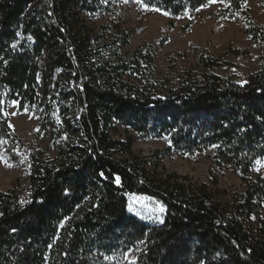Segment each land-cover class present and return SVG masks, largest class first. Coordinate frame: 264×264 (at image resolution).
I'll return each mask as SVG.
<instances>
[{
	"label": "trees",
	"instance_id": "obj_1",
	"mask_svg": "<svg viewBox=\"0 0 264 264\" xmlns=\"http://www.w3.org/2000/svg\"><path fill=\"white\" fill-rule=\"evenodd\" d=\"M115 1L0 0V143L6 152L23 145L5 113L15 101L17 110L43 114L56 152L30 156L23 202L14 189L0 191V264H121L140 242L134 264H264V179L251 177L264 156V67L240 83L218 74L226 63L203 50L192 68L173 63L156 77L151 46L123 52L131 30L86 25ZM208 1L143 3L180 16ZM225 3L229 16L246 14L245 34L264 42L244 0ZM115 126L141 139L167 137L160 156L213 147L214 162L229 165L243 188L221 203L205 184L158 174L157 154H134L133 136L111 137ZM128 194L163 205L164 222L130 214Z\"/></svg>",
	"mask_w": 264,
	"mask_h": 264
},
{
	"label": "rangeland",
	"instance_id": "obj_2",
	"mask_svg": "<svg viewBox=\"0 0 264 264\" xmlns=\"http://www.w3.org/2000/svg\"><path fill=\"white\" fill-rule=\"evenodd\" d=\"M206 5V6H205ZM192 10L185 11L180 16L165 15V11L144 10L136 0H116L110 7L111 13H101L86 17V25L96 33L103 32L101 25L118 24L131 30L129 42L122 49L130 53L136 47L145 43L151 46L154 72L156 77L167 74L171 65L176 63L186 69L195 65L198 54L205 50L213 58H219L224 64L217 73L222 76L233 75L237 82H243L245 74L264 67V42H254L246 34V14L229 16L227 3L219 0ZM243 10H247L250 18L264 29V0H244ZM246 50L242 55H232L231 49ZM2 104V102L0 101ZM5 113L11 130L21 139L22 146L6 152L0 143V191L16 190L23 202L28 196V168L32 154L54 157L55 150L49 148L52 142L51 133L43 129L41 123L43 114H36L32 107L17 110V103L9 101L5 105ZM115 125V124H114ZM110 131L113 139H124L131 135V150L134 154L156 157L155 172L169 175L174 180L182 182L186 187L205 184L212 196L219 202L229 200L243 186L238 174L227 164L218 165L214 162V148L194 154L180 153L169 150L165 156L162 152L169 145L168 139H141L133 133L115 126ZM12 155V156H11ZM258 159H264V156ZM257 160V159H256ZM255 160V161H256ZM255 161L251 168V177L264 179V167L256 170ZM11 167L6 166V163ZM145 198V199H141ZM127 211L146 223H160L156 217L164 219V213L153 211L158 205L156 200L140 194L127 195ZM132 205V211H129ZM260 216H264V201L261 203ZM254 216L251 222L245 224L246 229L255 226ZM144 243L140 242L129 248L121 264H132L136 260Z\"/></svg>",
	"mask_w": 264,
	"mask_h": 264
},
{
	"label": "snow or ice",
	"instance_id": "obj_3",
	"mask_svg": "<svg viewBox=\"0 0 264 264\" xmlns=\"http://www.w3.org/2000/svg\"><path fill=\"white\" fill-rule=\"evenodd\" d=\"M104 2L106 3L107 0H104ZM124 2L127 3L128 0H124ZM136 2L139 3V4H141L142 7L144 8V10H149L148 5H147V4H144V3H143V0H136ZM211 2H216V0H211ZM219 2H220V3H225V0H219ZM205 6H206V5H205ZM228 6H230V5H228ZM151 10H153V11H160L159 8H152ZM197 10H199V9H197ZM164 14L167 15L168 13L165 12ZM17 35H19V33H17ZM29 39H31V37H29ZM11 46H12L13 48H16L17 45H16V44H12ZM164 139H167V137H164ZM169 143H170V141H169ZM214 147H218V146L214 145ZM0 160H3V157H2V156H0ZM5 163H6V166L11 167L10 164H7V162H5ZM255 164H256V166H257V167H256V170L259 171L261 167H264V159H257V160L255 161ZM103 175H104L103 173H100V176H103ZM141 199H145V198H141ZM129 211H132V205H129ZM153 211H158L159 213L162 214V213H164L165 208H164L163 205H158L156 209H153ZM156 219H157L160 223H163V222H164L163 219H162L160 216H157ZM61 226H62V225H61ZM13 231H15V229H13ZM106 258L110 259V257H106ZM132 264H134V261L132 262Z\"/></svg>",
	"mask_w": 264,
	"mask_h": 264
}]
</instances>
